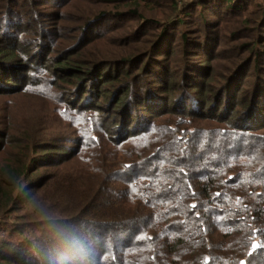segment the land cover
<instances>
[{
  "label": "trees",
  "instance_id": "obj_1",
  "mask_svg": "<svg viewBox=\"0 0 264 264\" xmlns=\"http://www.w3.org/2000/svg\"><path fill=\"white\" fill-rule=\"evenodd\" d=\"M182 37L187 43V34ZM205 49L193 52L209 57ZM164 55L144 51L120 63L62 66L79 80L75 85L85 82L84 93L105 101L119 139L103 143L97 167L83 164L62 174L33 177L37 153H11L0 168V222L27 205L43 206L40 226L49 227L50 249L35 255L30 245L1 240L0 264H264V85L237 97L241 87L230 76L210 81L203 66L171 76L170 67H157ZM4 65L0 88L16 86L21 80ZM172 91L179 96L174 103L165 98ZM169 113L200 125L188 119L186 129L158 125ZM136 139L133 155L126 143ZM48 146L46 161L60 167L75 159ZM5 149L0 143V152Z\"/></svg>",
  "mask_w": 264,
  "mask_h": 264
},
{
  "label": "rangeland",
  "instance_id": "obj_2",
  "mask_svg": "<svg viewBox=\"0 0 264 264\" xmlns=\"http://www.w3.org/2000/svg\"><path fill=\"white\" fill-rule=\"evenodd\" d=\"M231 1L227 6L223 0H0V63H6L2 68L21 80L14 87L0 88V143L6 144L0 152V168L11 153L20 150L37 153L36 162L30 165L33 177L62 174L83 164L95 168L102 158L103 143L112 146L113 137L119 139L113 126L118 120L101 105L105 101L84 93L85 82L75 85L77 78L62 66L78 68L98 59L120 63L127 55L161 51L165 55L159 56L157 67H170L171 76L203 66L200 72L209 73L210 81L230 76L241 87L237 97L253 96L257 85H264V22L260 20L264 0ZM182 34L191 42L185 43ZM201 45L209 57L193 52ZM142 73L138 70L135 75ZM105 87L113 92L114 84ZM188 93L184 90L182 98ZM168 97L172 103L179 99L175 91ZM92 105H97L94 110ZM186 119L195 121L169 113L157 118V124L186 129L182 123ZM136 141L126 143L132 144L128 149L134 151ZM33 145L38 148L25 149ZM45 145L53 153L75 159L60 167L52 158L46 161ZM26 207L0 222V241L30 245L35 255L40 249L46 252L50 246L45 240L51 235L46 233L47 225L40 226L43 206Z\"/></svg>",
  "mask_w": 264,
  "mask_h": 264
}]
</instances>
